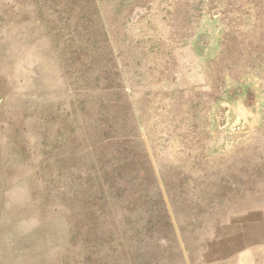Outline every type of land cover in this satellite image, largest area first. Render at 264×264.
<instances>
[{"label":"rangeland","instance_id":"374dc122","mask_svg":"<svg viewBox=\"0 0 264 264\" xmlns=\"http://www.w3.org/2000/svg\"><path fill=\"white\" fill-rule=\"evenodd\" d=\"M0 94L51 231L0 264H264V0H0Z\"/></svg>","mask_w":264,"mask_h":264},{"label":"crops","instance_id":"0c3cea01","mask_svg":"<svg viewBox=\"0 0 264 264\" xmlns=\"http://www.w3.org/2000/svg\"><path fill=\"white\" fill-rule=\"evenodd\" d=\"M0 96L2 103L4 96ZM16 133L18 130L0 125V253L4 254L13 249L15 253H27L31 247L34 250L44 245L47 250L51 238L47 210L37 201L33 189L37 163L29 149L36 142L26 141L25 152L17 143ZM57 243L52 239L50 246Z\"/></svg>","mask_w":264,"mask_h":264},{"label":"water","instance_id":"95a60500","mask_svg":"<svg viewBox=\"0 0 264 264\" xmlns=\"http://www.w3.org/2000/svg\"><path fill=\"white\" fill-rule=\"evenodd\" d=\"M2 97L0 96V103H1Z\"/></svg>","mask_w":264,"mask_h":264}]
</instances>
